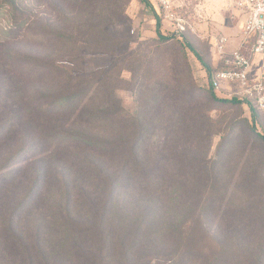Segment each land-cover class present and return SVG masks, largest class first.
Returning a JSON list of instances; mask_svg holds the SVG:
<instances>
[{
  "label": "rangeland",
  "instance_id": "374dc122",
  "mask_svg": "<svg viewBox=\"0 0 264 264\" xmlns=\"http://www.w3.org/2000/svg\"><path fill=\"white\" fill-rule=\"evenodd\" d=\"M64 1L52 0L58 6H64ZM104 1L109 4L104 7L109 15L123 11L109 32L125 39L126 44L110 56L104 52L115 49L110 46L102 51L103 36L89 38L88 55L79 67L86 74L114 69L111 82H116L118 99L127 113L135 114L148 106L149 123L185 120L194 128L202 127L185 135L195 143L183 146L179 158H172L168 149V162L160 167L170 175L191 172L196 176L178 191L166 185L160 205L148 200L146 190L123 188L114 192L116 200L106 214L109 221L100 227L99 220L106 218L101 209L108 191L83 185L69 168H64L63 178V173L20 170L28 156L20 157L17 165L0 171V181L12 175L8 182L0 183V264H264V143L260 139L264 116L238 86L216 91L215 99L209 96L211 76L227 68L228 51L240 42L249 49L255 38L244 39V28L239 29V20H232L222 0H169L170 9L163 5L164 0ZM211 8L218 9L212 13ZM29 10L32 16L41 12L34 3ZM179 20L185 26L176 32ZM11 23V8L0 0V43L5 45L0 64L5 67L10 61L9 51L13 57L43 58V47L35 39L42 24L34 21L31 30L7 43L5 38L16 32ZM51 24L56 29H70L73 23L52 19ZM222 36L231 40L224 48L225 59L218 47ZM183 43L199 54L209 72L190 48L181 46ZM30 66L38 70L34 63ZM66 66L76 68L71 63ZM170 69L184 71L181 78L191 86L185 91L189 95L186 101L199 100L198 105H193L186 117L177 108L180 116L172 117V111L170 115L161 112L157 118L155 101L162 84L175 86ZM3 78L0 73V83ZM24 82V93L28 94L34 87L26 76ZM31 95L28 100L34 99ZM158 142L159 137H155L148 149ZM12 144L7 141L0 146V167L6 163ZM222 175L229 177L227 191L219 188ZM35 179L40 180L32 187ZM244 179L250 180V186L245 188L248 182ZM237 209H253L254 213L232 216ZM12 211L17 213L14 221L6 216ZM71 220L79 228H93L86 233L64 225L74 223ZM189 224L191 230L183 231Z\"/></svg>",
  "mask_w": 264,
  "mask_h": 264
},
{
  "label": "trees",
  "instance_id": "16d2710c",
  "mask_svg": "<svg viewBox=\"0 0 264 264\" xmlns=\"http://www.w3.org/2000/svg\"><path fill=\"white\" fill-rule=\"evenodd\" d=\"M3 1L11 8V25L16 31L15 35L9 34L5 42L16 41L19 34L31 30L34 21H39L42 29L35 39L43 47L44 57L40 59H28L22 55L13 57L9 51L7 57L10 61L5 63V67L0 64V73L4 76L0 83V146L7 141H13L11 153L6 163L0 167V171L14 167L19 158L24 159V156H28V160L20 170L31 168L51 175L53 172L58 175L63 173L60 176L63 178V175H66L64 168L71 169L81 178L78 180H81L83 185L108 191L104 195L105 201L103 200L101 209L106 218L99 220L100 227H104L109 221L110 217L106 214L112 211V205L117 197L114 192L123 188L146 190L148 200L160 205L165 197L166 185H170L173 191H178L181 186H187L184 183H187L188 179L191 181L194 179L196 175L191 172L170 175L160 167L168 162L169 157L166 154L168 149L171 150L172 158H179L178 154L182 153L183 146L195 143V140L190 142L185 135H191L195 130L198 132L202 127L194 128L185 120L178 119L168 120L160 125L149 123L146 120L151 118L148 115V106L143 111L137 110L135 114L127 113L118 99L116 82H111L110 76L114 69L108 73L97 71L86 74L85 69L79 67L81 61H84L83 58L88 55L85 49L89 45V38L103 36L105 42L102 51H108L110 46L115 49L112 48L110 53L104 52L110 56L117 54V49L126 44L125 39L113 37L109 32L111 27L119 23L118 18L123 15L122 10L119 14L116 10L115 15H109V12L104 10L109 4L104 0L101 3L99 0H65L64 6H58L52 0ZM31 3L41 10L38 16L37 13L36 16L29 13ZM52 19L71 21L73 24L70 29L66 27L56 29L51 24ZM2 44L4 43H0V52L3 53L5 45ZM181 46L190 48L204 64L191 46L184 43ZM78 62L79 65L76 66ZM31 63H34L38 70H34L33 66H30ZM69 63L76 68L67 67L66 64ZM205 67L209 72L208 66ZM24 69L28 71L25 74ZM183 72L170 69L175 86L162 84L163 89L157 93L155 101L159 111L156 114L154 112L157 118L161 112L163 115H170L172 111H174L172 117L180 116L177 108H180L186 117L193 109V105H198L199 100L186 101L189 95L185 91L190 85L181 78ZM25 76L27 82L31 81L33 84L34 89L30 91L33 100L27 99L30 93H24ZM209 87L211 91L209 96L215 99L216 90L210 83ZM192 88L198 91L194 85ZM199 92L205 91L199 89ZM155 137H159V142L151 151L148 146ZM260 139L264 143V135L261 134ZM11 176H6L0 183L8 182V179H12L9 178ZM2 177L0 172V179ZM228 178V175L219 177L218 184L221 185V187L219 185L221 190H228L230 184ZM39 180L35 179L32 187ZM14 181L15 179L11 182ZM242 181L248 182L244 185L245 188L250 186V180ZM187 198L191 200L190 196ZM241 210H235L232 216L254 213L253 209L247 212ZM16 215L17 213L12 211L6 216L10 221H14ZM221 216H225L224 212ZM64 225L72 229H81L86 233L93 228L92 226L79 228L80 225L75 222H67ZM182 230H191V224Z\"/></svg>",
  "mask_w": 264,
  "mask_h": 264
},
{
  "label": "built area",
  "instance_id": "2783aa9c",
  "mask_svg": "<svg viewBox=\"0 0 264 264\" xmlns=\"http://www.w3.org/2000/svg\"><path fill=\"white\" fill-rule=\"evenodd\" d=\"M232 16L244 18V39L255 37V43L248 51L243 48L230 53L225 61L227 68L212 74L210 85L216 91L231 86H238L242 95L253 102L257 111L264 116V0H222ZM163 5L170 9V1L164 0ZM184 21L176 24V32L184 29ZM228 39L224 36L218 40L219 54L225 59ZM255 58H259L258 67ZM258 69L257 77L254 76ZM264 135V132H262Z\"/></svg>",
  "mask_w": 264,
  "mask_h": 264
},
{
  "label": "crops",
  "instance_id": "0c3cea01",
  "mask_svg": "<svg viewBox=\"0 0 264 264\" xmlns=\"http://www.w3.org/2000/svg\"><path fill=\"white\" fill-rule=\"evenodd\" d=\"M225 8H226V7H225ZM211 9H212V13H213V12L217 11L218 8L215 9V10H214L213 8H211ZM226 10H227V8H226ZM227 13H229V15H230V17L232 18V20H236V21L239 20V22H240V23H238V24H239V25H238L239 29L243 28V26H244V21H245L244 18H242V17H240V16H232V14H231L228 10H227ZM231 18H230V19H231ZM236 24H237V23H236ZM224 37H225V36H224ZM226 38L228 39V43H227L226 47H228V45L230 44V41H231V40H230V37H226ZM254 38H255V37H254ZM240 48H243V51H248V50L250 49V48H249V49H248V48H245L244 45H243V42H242V43L240 42L239 45H238V47H237L235 50H238V49H240ZM227 49H228V48H227ZM235 50H229L228 52L231 53V52H233V51H235ZM255 60H256V58H255ZM255 60H254V61H255ZM258 64H259V58H258L257 63L255 62V66L258 67ZM257 75H258V69L255 70V72H254V76H253V77H257Z\"/></svg>",
  "mask_w": 264,
  "mask_h": 264
}]
</instances>
